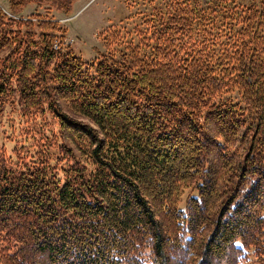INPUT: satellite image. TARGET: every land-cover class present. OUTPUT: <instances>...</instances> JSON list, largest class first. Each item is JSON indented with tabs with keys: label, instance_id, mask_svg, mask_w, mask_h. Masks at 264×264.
<instances>
[{
	"label": "trees",
	"instance_id": "1",
	"mask_svg": "<svg viewBox=\"0 0 264 264\" xmlns=\"http://www.w3.org/2000/svg\"><path fill=\"white\" fill-rule=\"evenodd\" d=\"M6 1L0 114L17 95L61 142L0 157V264H264V0H167L92 61L14 17L75 0Z\"/></svg>",
	"mask_w": 264,
	"mask_h": 264
},
{
	"label": "rangeland",
	"instance_id": "2",
	"mask_svg": "<svg viewBox=\"0 0 264 264\" xmlns=\"http://www.w3.org/2000/svg\"><path fill=\"white\" fill-rule=\"evenodd\" d=\"M166 3L167 0H75L71 12L67 15L54 8H46L47 5L36 7L34 4H28L14 17L28 18L40 14L57 20L66 29L61 39L62 45L69 46L74 54L83 60L92 61L106 52L117 55L130 41L136 43L139 31L147 28L143 20L154 9L163 7ZM0 7L9 11L6 0H0ZM7 51L8 49L0 51V57ZM19 100L16 95L12 100L6 101L2 108L0 157L8 160L7 163H10L8 166L17 167L22 164L21 160L26 158V154H33L40 144L55 141L48 150L54 156L50 163H56L58 143L61 142L58 137L59 124L56 116L47 110L33 116L25 115ZM57 102L66 115L86 120L71 111L65 100L57 99ZM186 194L187 191L178 203L181 210L184 209Z\"/></svg>",
	"mask_w": 264,
	"mask_h": 264
},
{
	"label": "built area",
	"instance_id": "3",
	"mask_svg": "<svg viewBox=\"0 0 264 264\" xmlns=\"http://www.w3.org/2000/svg\"><path fill=\"white\" fill-rule=\"evenodd\" d=\"M4 10V9H3ZM6 13H8L9 15H11L7 10H4Z\"/></svg>",
	"mask_w": 264,
	"mask_h": 264
}]
</instances>
